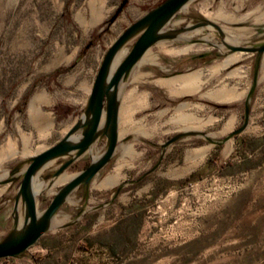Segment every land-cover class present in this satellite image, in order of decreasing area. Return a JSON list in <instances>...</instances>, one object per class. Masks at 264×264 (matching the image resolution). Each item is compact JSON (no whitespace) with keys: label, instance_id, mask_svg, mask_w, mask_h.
<instances>
[{"label":"rangeland","instance_id":"374dc122","mask_svg":"<svg viewBox=\"0 0 264 264\" xmlns=\"http://www.w3.org/2000/svg\"><path fill=\"white\" fill-rule=\"evenodd\" d=\"M123 1L0 0V181L18 163L24 170L29 157L66 133L64 124L80 118L110 45L164 0H127L113 19ZM220 9L235 20H213ZM202 19L250 27L254 34L242 45L264 40V0H191L167 28L187 27L181 34L201 28L217 45L196 35L161 40L146 52L150 57L143 56L121 89L131 119L119 122L112 161L88 188L72 193L27 254L0 264H264V54L231 51L215 27H196ZM162 43L193 50L165 52ZM232 55L237 59L221 66ZM195 71L204 83L194 92L174 94L163 83ZM225 89L233 99L223 100ZM185 104L186 113L211 122L200 129L183 124ZM141 123L145 134L137 132ZM105 149L101 138L55 179L45 176L58 162L42 171L36 187L39 181L47 187L38 194L39 211ZM20 183H0V241L13 228Z\"/></svg>","mask_w":264,"mask_h":264},{"label":"water","instance_id":"95a60500","mask_svg":"<svg viewBox=\"0 0 264 264\" xmlns=\"http://www.w3.org/2000/svg\"><path fill=\"white\" fill-rule=\"evenodd\" d=\"M190 1L165 0L129 25L106 51L86 108L80 118L58 142L29 157V163L24 170H22V163H18L11 172V178L0 181V183H6L21 178L15 196L13 228L0 241V259L16 258L27 254L30 248L51 229L55 216L72 193L81 186L88 188L96 175L112 161L120 141L119 117L122 86L133 68L153 45L164 39L179 37L188 29L187 27L169 29L167 25ZM126 2L127 0L122 2L113 19ZM202 25L215 27L224 45L231 51L248 52L258 56L264 54V40L258 44H229L220 25L208 19H202L196 27ZM128 43L133 44L131 50L120 56V52ZM246 125L247 121L233 134L243 131ZM180 137L181 134H178L168 143ZM101 138H106V149L103 153L96 158L92 156L90 165L67 180L55 192L49 205L43 211H39L38 194L34 191L35 178L54 162H58V166L51 177L45 176V178L59 177L83 154L91 151ZM20 202L24 207L23 214L20 212Z\"/></svg>","mask_w":264,"mask_h":264},{"label":"bare ground","instance_id":"6f19581e","mask_svg":"<svg viewBox=\"0 0 264 264\" xmlns=\"http://www.w3.org/2000/svg\"><path fill=\"white\" fill-rule=\"evenodd\" d=\"M188 6V4L186 6H184L183 9H186ZM257 10H253L251 12H249L246 17H251V15L253 13H255ZM237 15L234 14H227L223 9H220L218 11H216V13L214 14V17L212 18L215 21H223L224 23H230L232 21L235 20V17ZM222 29L225 31L226 34V42L229 44H243L245 41L249 40L253 34H254V30L251 29L250 27L247 28H233V27H229L226 24H222ZM196 35H201L207 42H209L212 45H217L215 42H211V40L214 37L213 33H208V34H203L202 33V29L201 28H196L193 29L191 31L185 32L183 34H181L179 36L180 39H189L192 38ZM168 43H162V45H160V48L165 51V52H174V53H189L193 50V46L188 45L185 46L183 48L180 49H170L168 47ZM221 47V46H220ZM200 48V46H199ZM222 48V47H221ZM198 50V49H197ZM123 50L120 52V56H123ZM146 58L150 57V55L148 53H145ZM238 55H232L228 58V60L222 64L221 66H225L227 64H229L230 62L234 61L235 59H237ZM143 58V57H142ZM145 62V61H144ZM219 69L218 67H213L212 68V72L216 73ZM202 71H195L192 72L184 77L181 78H176V79H170V80H166L163 83L165 84L166 87H168L170 89V92H173L174 94H181V93H188V92H194L196 91L200 85L203 82L202 80ZM182 80L180 87H173L172 84L176 81V80ZM226 91L225 94L223 95L222 98H224L223 100H231L233 99L232 94L225 89ZM144 97V100H146V95H142ZM212 96H214L215 99H218L215 94H212ZM129 97L126 96L125 101L123 102V104L120 106V117H119V122L123 120V123H129L130 119H131V104L128 103ZM188 107V105H182L179 107V113H180V121L184 124V123H188L191 122L193 124L192 127L195 128H202L206 123L211 122V120H205L201 117L189 114L185 112V108ZM232 121H230V123L228 124L227 128H230ZM43 124V123H42ZM137 132L139 134H145L144 132V125L141 123V125L138 127ZM95 158L97 157L96 155L94 156ZM66 179L65 176H62V178L60 180H64ZM36 178L34 180V191L36 194H40L42 191H44L47 187V184L45 182L39 181L37 183V187H36ZM36 187V190H35Z\"/></svg>","mask_w":264,"mask_h":264},{"label":"crops","instance_id":"0c3cea01","mask_svg":"<svg viewBox=\"0 0 264 264\" xmlns=\"http://www.w3.org/2000/svg\"><path fill=\"white\" fill-rule=\"evenodd\" d=\"M38 100H40V95L36 96V98L32 101V105H31L32 108H33V103L36 102V104H37V101H38ZM36 104H35V105H36ZM35 105H34V106H35ZM77 120H78V119H77ZM77 120H76V121H77ZM76 121H75V122H76ZM75 122H73L71 125H69V124H64L62 128H64L65 131H66L67 129L69 130L70 127H71ZM68 130H67V131H68ZM67 131H66V132H67ZM65 134H66V133H65ZM65 134H64V135H65ZM64 135H63V136H64ZM63 136H62V137H63ZM62 137H61V138H62ZM61 138H60V139H61ZM60 139H59V140H60ZM59 140H58V141H59ZM58 141H57V142H58ZM55 143H56V142H55ZM55 143H54V144H55ZM45 149H46V148H45ZM43 150H44V149H43ZM43 150H42V151H43ZM40 152H41V151H40Z\"/></svg>","mask_w":264,"mask_h":264},{"label":"trees","instance_id":"16d2710c","mask_svg":"<svg viewBox=\"0 0 264 264\" xmlns=\"http://www.w3.org/2000/svg\"><path fill=\"white\" fill-rule=\"evenodd\" d=\"M165 1V0H164ZM253 93H254V89L251 91V95H253ZM245 141V143L246 144H248V141L247 140H244ZM90 165V162L85 166V168L87 167V166H89Z\"/></svg>","mask_w":264,"mask_h":264}]
</instances>
